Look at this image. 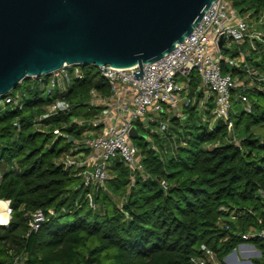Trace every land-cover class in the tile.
I'll return each instance as SVG.
<instances>
[{"label":"trees","instance_id":"trees-1","mask_svg":"<svg viewBox=\"0 0 264 264\" xmlns=\"http://www.w3.org/2000/svg\"><path fill=\"white\" fill-rule=\"evenodd\" d=\"M227 1L241 15L264 20V0ZM248 40L222 54L223 74L239 73L225 57H238ZM256 44L245 60L264 75V50ZM83 68L86 77L68 89L72 109L43 122L74 140L91 126L73 119L87 121L99 111L89 105V91L108 94L94 66ZM199 84L193 74L185 118H170L165 135H153L166 150L162 157L144 138L136 143L150 177L137 176L130 185L128 168L116 161L107 189L96 193L83 186L76 167L64 164L74 142L35 127L50 102L43 88L30 80L16 87L12 93L24 92L22 109L0 105V200L11 208L8 226L0 224V264H11L19 253L24 264H193L203 257L202 246L222 261L242 243L255 245L261 252L255 263L264 264V241L242 238L264 227V83L232 92L230 132L224 121H210L213 103L204 102ZM241 93L250 110L239 108ZM140 132L149 130L140 126ZM90 192L96 210L87 204ZM38 209L46 219L28 233L30 214Z\"/></svg>","mask_w":264,"mask_h":264},{"label":"built area","instance_id":"built-area-1","mask_svg":"<svg viewBox=\"0 0 264 264\" xmlns=\"http://www.w3.org/2000/svg\"><path fill=\"white\" fill-rule=\"evenodd\" d=\"M263 23L264 20L260 19L258 21L260 27L253 28L249 14L241 15L227 0H215L205 11L198 25L182 42L177 43L171 52L157 61L142 65L141 78L133 75L134 71H140L138 65L127 68L91 65L105 80L108 94H103L97 88L89 91V105L99 108V111L87 121L75 120L79 124L86 122L91 128L84 132L81 139H73V148L64 158V164L76 167L79 170L78 175L82 177L83 186L92 188L95 193L107 189V181L112 175L111 165L116 161H121L128 168L130 185L134 184L137 176L144 180L148 179L150 175L142 163L140 147L129 135L130 129L133 125L148 129L149 133L144 138L147 148L162 157L166 150L159 148L153 135L164 136L170 118H185V104L182 103L181 94L184 93L183 83L189 82L193 74L200 80L198 89L203 93L208 92L207 97L204 96V102L211 97L214 99L210 121L213 119L224 121L230 132L233 128L229 118L232 92L237 88H243L244 85L231 74L222 73L223 56L217 43L223 34L224 44L229 47L239 46L248 38L253 51L258 47L256 43L264 50V29L261 28ZM225 62L229 65H240L241 71L258 85L264 83V75H258L254 67L246 62L243 53H240L238 59L225 57ZM85 77L83 65H64L49 75L30 77L19 83L18 86L28 80L37 82L50 98L45 112L35 119V127L41 133L47 132L48 126L44 125V120L72 109L68 101L69 86L73 81ZM12 91L0 98V103L22 109L23 89H18L15 93ZM238 97L245 105V109L250 110L251 105L246 93H241ZM55 133L57 136L70 137L60 130H55ZM87 172L91 176H88ZM260 193L262 194L261 191ZM87 204L91 209H97L93 192L88 193ZM7 212L10 218L9 201ZM48 213L53 215L54 211L50 209ZM45 219L41 209L31 213L28 233L37 232ZM251 237H258L264 241V227L242 236L245 240ZM201 249L204 251L203 257L192 259L193 264H246L245 261H239L237 252L240 254L255 252L253 255L258 253L257 258L261 257L259 249L251 243L240 244L222 261H219L214 252L207 247L202 246ZM24 261L25 254H14L11 264H24Z\"/></svg>","mask_w":264,"mask_h":264},{"label":"water","instance_id":"water-1","mask_svg":"<svg viewBox=\"0 0 264 264\" xmlns=\"http://www.w3.org/2000/svg\"><path fill=\"white\" fill-rule=\"evenodd\" d=\"M214 1L0 0V98L64 65H138L141 78L142 65L171 52ZM224 42L222 34L221 54L230 49ZM129 135L145 138L135 125Z\"/></svg>","mask_w":264,"mask_h":264},{"label":"crops","instance_id":"crops-1","mask_svg":"<svg viewBox=\"0 0 264 264\" xmlns=\"http://www.w3.org/2000/svg\"><path fill=\"white\" fill-rule=\"evenodd\" d=\"M251 25H254L256 28H259V24H258V21H256L255 20V18H251ZM243 46V45H242ZM253 50H252V48H251V41L250 40H248V43H247V46H245L244 48H242L241 49V52L240 53H243L245 56H247V55H249L251 52H252ZM239 58V56L238 57H235V59H238ZM237 66H239V69H240V71H239V73L238 74H236L235 76H234V78H236L237 80H239L240 81V83H242L243 85H244V87L242 88L243 90H245V89H249V87H246V85L248 84V83H251L252 84V88H254V87H256V82L254 81V80H252V79H250V78H248L246 75H245V73H243L241 70V66L240 65H238L237 64ZM248 86V85H247ZM183 92L184 93H190V91L192 90V87H191V85H190V81L189 82H184L183 83ZM241 89V90H242ZM195 100V96L192 98V101H194ZM210 102H212L213 104H214V99L211 97L210 98Z\"/></svg>","mask_w":264,"mask_h":264},{"label":"rangeland","instance_id":"rangeland-1","mask_svg":"<svg viewBox=\"0 0 264 264\" xmlns=\"http://www.w3.org/2000/svg\"><path fill=\"white\" fill-rule=\"evenodd\" d=\"M252 26H254V25H252ZM253 28H255V26L253 27ZM232 51L234 50V47H232V49H231ZM239 81V80H238ZM248 85V86H247ZM246 85V87H249V89H251L252 90V84L251 83H248ZM181 96H182V99H183V102L182 103H187V101L189 100V94L188 93H182L181 94ZM41 98H44V99H46L47 98V95L45 94H42L41 95ZM0 105H1V103H0ZM239 108L240 109H245V105L243 104V103H240L239 104ZM233 110V109H232ZM75 120H77V119H73V122H75ZM79 120V119H78ZM77 120V121H78ZM139 127V129H140V126H138ZM55 130H59L58 128H55V129H51V127H47V129H46V131L47 132H50V131H52L53 133H54V135L56 134V137H57V133H55ZM134 140V142L135 143H139V141L141 140V139H133ZM233 140V139H232ZM210 148L212 147L211 145L209 146ZM255 253V252H254ZM254 253H249V254H244V253H242V254H240L239 252H237V256H238V259H239V261H245L246 262V264H249V262H253V263H255V260H256V258H257V256H258V253L257 254H255V255H253ZM233 259H234V262L236 263V259H235V256L233 257Z\"/></svg>","mask_w":264,"mask_h":264},{"label":"bare ground","instance_id":"bare-ground-1","mask_svg":"<svg viewBox=\"0 0 264 264\" xmlns=\"http://www.w3.org/2000/svg\"><path fill=\"white\" fill-rule=\"evenodd\" d=\"M9 221V215L7 212V201L0 200V224L6 225Z\"/></svg>","mask_w":264,"mask_h":264}]
</instances>
